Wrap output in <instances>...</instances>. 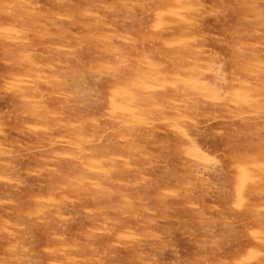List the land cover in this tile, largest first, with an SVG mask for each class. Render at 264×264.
Wrapping results in <instances>:
<instances>
[{
  "label": "rangeland",
  "instance_id": "374dc122",
  "mask_svg": "<svg viewBox=\"0 0 264 264\" xmlns=\"http://www.w3.org/2000/svg\"><path fill=\"white\" fill-rule=\"evenodd\" d=\"M204 3L211 7L217 0ZM177 12L175 0H163L155 10L145 0H29L22 10H0V200L16 202L0 208V227L8 229L0 233V247L16 231L13 224L27 221L20 220L25 212L47 218L46 225L27 221L23 234L39 245L49 229L74 241L89 230L109 228L113 235L97 239L101 251L157 226L186 225L209 237L218 225L231 222L245 239L227 249L229 264L264 262L258 256L264 252L260 146L238 137L231 151L214 158L205 148L207 138L180 143L187 131L183 127L156 124L149 129L140 123L154 102L151 89L158 70L152 66L167 63L171 69L168 57L184 39ZM234 20L229 13V22ZM225 27L222 18L201 21L209 36ZM206 48L209 54L225 51L212 39ZM204 59V79L210 83L213 58ZM116 64L122 65L119 71H113ZM25 111L43 119L24 116ZM114 115L123 123L110 119ZM49 126L47 134L39 130ZM149 133L155 144L149 143ZM53 154L54 162L48 159ZM46 165L60 175L29 174ZM195 172L202 173L201 183L189 188ZM68 179L75 187L61 188ZM209 188L222 194L216 203L202 195ZM62 197L67 200L57 203ZM229 205L242 209L234 219L214 212ZM57 210L69 219L60 221ZM153 219L156 225L148 223ZM174 234L179 238V232ZM98 264L138 262L121 247Z\"/></svg>",
  "mask_w": 264,
  "mask_h": 264
},
{
  "label": "clouds",
  "instance_id": "9594fccd",
  "mask_svg": "<svg viewBox=\"0 0 264 264\" xmlns=\"http://www.w3.org/2000/svg\"><path fill=\"white\" fill-rule=\"evenodd\" d=\"M28 2L29 0H0V10L7 8L9 11H19ZM175 2L178 5L176 15L180 16L179 23L184 25V39L181 46L168 57L173 63L171 69L167 63L152 66L158 70V75L153 77L156 83L151 89L154 102L147 110L146 118L140 123L146 124L149 129H153L156 124L167 125L172 130L183 127L187 131L180 143L207 138L205 148L215 153L214 158H223L225 152L231 151L232 142L238 137L250 138L260 146L264 154V0H217L215 6L211 7L204 0ZM145 4L155 10L163 5V0H145ZM229 13L235 18L234 22H229ZM207 17H215L217 23L222 18L226 27L221 33H213L211 36L205 34L201 29V21ZM209 39L225 50L223 55L218 52L209 54L206 48ZM209 55L213 58V79L210 83L204 79L206 69L203 67L207 63L204 57ZM121 66L116 64L113 71H119ZM23 115L32 116L37 121L43 119L35 112L25 111ZM110 119L123 123L120 116L114 115ZM212 125L218 127L212 128ZM39 130L47 134L50 126ZM149 143H156L152 140L151 133ZM166 147L170 150L172 146ZM148 155L151 156V153ZM48 159L54 162L57 155H50ZM219 163L220 159H217V164ZM147 166L150 167L151 163ZM44 172L60 175L56 168H49L47 165L29 174L39 175ZM194 175L196 179L190 182L189 188L201 183L202 173L195 172ZM2 179L4 177L0 176V180ZM60 187L70 188L75 185L72 179H68ZM202 195L216 203L222 194L219 190L209 188ZM63 200H67V197H62L57 203H62ZM15 203L14 200H0V208L5 204L15 206ZM47 207L54 208L56 205L50 204ZM241 211L242 209L231 205L223 210L214 208V212H219L225 219ZM55 215L59 216L60 221L69 219L61 216L58 210ZM25 217L27 221H33L34 218L36 224L46 225L48 222L46 217L42 218L33 212L23 213L20 220ZM27 221L12 225L16 231L9 232L7 246L0 247V264H45V261L47 264H98L102 256L121 247L130 249L133 261L138 264H229L231 257L227 254V249L245 239L243 231L231 222L223 227L218 225L217 233L209 237L186 225L174 229L157 226L156 230L140 232L131 240L117 241L101 251L97 246L98 237L114 234L107 227L89 230L83 234V240L74 241H69L65 234L58 233L55 229H49L46 242L39 245L34 239L28 240L23 235L29 227ZM148 223L156 225L157 220L153 219ZM5 231H8L6 226L0 227V233ZM176 232H179V238L174 234ZM165 253L168 254L167 257ZM258 256L264 257V252L258 253Z\"/></svg>",
  "mask_w": 264,
  "mask_h": 264
}]
</instances>
